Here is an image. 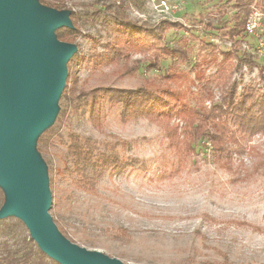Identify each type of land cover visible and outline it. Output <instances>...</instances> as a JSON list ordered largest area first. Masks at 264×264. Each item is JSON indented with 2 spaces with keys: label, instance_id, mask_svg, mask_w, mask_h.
I'll return each mask as SVG.
<instances>
[{
  "label": "rangeland",
  "instance_id": "1",
  "mask_svg": "<svg viewBox=\"0 0 264 264\" xmlns=\"http://www.w3.org/2000/svg\"><path fill=\"white\" fill-rule=\"evenodd\" d=\"M32 1L78 27L75 41L67 42L73 51L50 117L29 142L59 235L124 264H221L222 253L230 264H264V131L243 133L225 115L221 122L229 128L219 151L209 120L200 123L202 110L221 103L232 83L237 97L247 88L256 96L264 92V0L253 1L252 29L237 44L227 35L236 12L228 0H52L54 7ZM125 23L136 34L129 35ZM54 30L52 41L67 45ZM109 44L123 47L127 57ZM164 46L188 49V59L161 58L152 68ZM227 50L235 54L222 80L217 68ZM246 54L254 67L242 59ZM200 70L216 75L211 97L195 79ZM155 79L156 86L147 84ZM143 86L163 95L171 103L167 110L128 116L118 99L105 95L102 125L92 123L93 100L84 92ZM75 134L103 167L94 193L75 182L69 154ZM21 220L15 210L0 215V264H8L4 249L26 237Z\"/></svg>",
  "mask_w": 264,
  "mask_h": 264
},
{
  "label": "water",
  "instance_id": "2",
  "mask_svg": "<svg viewBox=\"0 0 264 264\" xmlns=\"http://www.w3.org/2000/svg\"><path fill=\"white\" fill-rule=\"evenodd\" d=\"M62 25L71 26L66 14L32 0H0V180L9 190L0 215L17 211L40 248L61 264H124L59 235L45 176L29 145L50 117L73 51L49 36Z\"/></svg>",
  "mask_w": 264,
  "mask_h": 264
},
{
  "label": "trees",
  "instance_id": "3",
  "mask_svg": "<svg viewBox=\"0 0 264 264\" xmlns=\"http://www.w3.org/2000/svg\"><path fill=\"white\" fill-rule=\"evenodd\" d=\"M41 3L49 7L57 6V3L52 0H39ZM98 3L104 2L105 0H95ZM233 2V7L236 8L234 14V25L228 29L227 35L230 40L237 44L240 39H243L248 31L247 25L249 19L253 13V1L254 0H228ZM264 2V1H263ZM72 19L76 20L75 13L70 14ZM123 26V25H122ZM172 26L176 28H184L179 22H175ZM124 30L129 34H136L138 29L132 26L130 23H125L123 27ZM186 29V28H184ZM56 38L64 42H74L78 32V27L76 25L68 26L62 25L54 30ZM108 48L112 50L115 54L122 57H127V51L120 46H115L112 44L108 45ZM237 50V48H235ZM238 51V50H237ZM188 49L181 46H164L160 48V51L156 54V59L150 63L152 68L160 67V59L178 57L181 60L188 59ZM235 52L232 50H227L223 52V59L219 63V72L222 80L227 77L226 64L229 62L232 55ZM245 60L249 66L252 68L255 66L254 61L250 54L244 55L242 58ZM261 76L264 80V67L261 68ZM216 72V73H217ZM168 77V76H167ZM165 77V78H167ZM170 78V76L168 77ZM197 83L203 85L204 93L211 97V84L217 79L215 74L206 76L203 70L196 73L195 77ZM156 79L149 80L147 84L149 86H156ZM237 84L232 83L231 87L227 86V90L222 98L221 103H213L210 110H202L203 116L200 123L207 122L211 123V142L214 144L212 147L215 150H222V146L218 147L217 144H223L226 142L227 129L229 128L225 123L221 122L226 115V119L232 117L234 123L238 126V129L243 133L255 134L258 131H264V92L259 96H256L255 91L247 88L244 92L237 97ZM84 92V91H82ZM82 95V93H81ZM105 95H109L112 99H118L123 104V114L130 115L134 112L143 113L147 115H159L163 110H167L170 106V102L161 94H153L147 90L146 87H141L139 90L121 89L116 87H99L83 93V96L87 98L92 97L93 103L91 108L92 123L101 127L102 125V115H103V104L102 99ZM239 99V100H238ZM204 134V133H203ZM202 138V135L199 136ZM42 136L38 137L41 140ZM70 146L69 154L71 157L72 168L75 173H78L79 178L76 179V184L85 190L94 193L97 191V183L100 178V174L103 167H100L98 161L94 158V154L91 149L85 147L79 135L75 134L73 136V143ZM7 200V196L3 187L0 185V210ZM22 226L25 228L26 237L22 239L20 244H16L14 248L6 247L4 252L6 253V259L8 264H61L55 259H52L47 253H45L39 246V244L31 236L30 230L28 229L26 223L21 220ZM112 233V232H111ZM224 256L223 263L230 264L229 255L227 253H222ZM212 264H220L213 262Z\"/></svg>",
  "mask_w": 264,
  "mask_h": 264
},
{
  "label": "built area",
  "instance_id": "4",
  "mask_svg": "<svg viewBox=\"0 0 264 264\" xmlns=\"http://www.w3.org/2000/svg\"><path fill=\"white\" fill-rule=\"evenodd\" d=\"M247 28H249L250 30L252 29V26L250 25V22H248Z\"/></svg>",
  "mask_w": 264,
  "mask_h": 264
}]
</instances>
